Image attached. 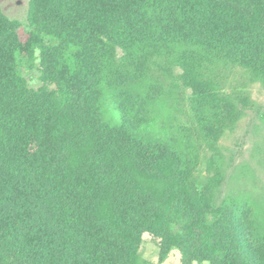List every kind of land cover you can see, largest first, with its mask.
Returning <instances> with one entry per match:
<instances>
[{
    "label": "trees",
    "instance_id": "16d2710c",
    "mask_svg": "<svg viewBox=\"0 0 264 264\" xmlns=\"http://www.w3.org/2000/svg\"><path fill=\"white\" fill-rule=\"evenodd\" d=\"M28 3L25 22L0 7V264H136L147 233L182 264H264V243L216 202L220 180L199 188L189 157L124 116L145 106L152 67L181 68L201 108L210 65L264 86V0ZM37 54L34 90L19 66Z\"/></svg>",
    "mask_w": 264,
    "mask_h": 264
},
{
    "label": "rangeland",
    "instance_id": "374dc122",
    "mask_svg": "<svg viewBox=\"0 0 264 264\" xmlns=\"http://www.w3.org/2000/svg\"><path fill=\"white\" fill-rule=\"evenodd\" d=\"M0 7L12 19H27L28 0H0ZM21 32L29 34L25 27ZM19 69L30 89L43 86L39 54L34 58L23 56ZM152 70L162 76L153 75L152 81L145 82L146 90L152 89L146 91L145 106L124 114L135 124L144 123L137 137L161 139L184 158L189 157L199 188H208L219 179L216 202H225L244 221L250 238L263 244L264 86L252 82L241 69L225 63L210 65L204 74H209V91L215 96L201 108L198 92L182 79L181 68H172L167 75L154 67ZM220 95L222 101H218ZM106 99L101 104L103 121L112 127L121 126L122 115ZM182 259L177 248L163 258L161 239L147 233L136 264H182Z\"/></svg>",
    "mask_w": 264,
    "mask_h": 264
}]
</instances>
